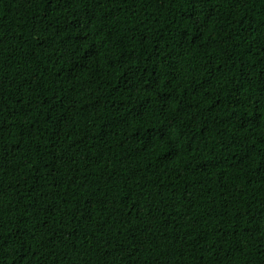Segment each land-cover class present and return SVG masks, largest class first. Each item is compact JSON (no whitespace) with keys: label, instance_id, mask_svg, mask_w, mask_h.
I'll list each match as a JSON object with an SVG mask.
<instances>
[{"label":"trees","instance_id":"trees-1","mask_svg":"<svg viewBox=\"0 0 264 264\" xmlns=\"http://www.w3.org/2000/svg\"><path fill=\"white\" fill-rule=\"evenodd\" d=\"M0 264H264V0H0Z\"/></svg>","mask_w":264,"mask_h":264}]
</instances>
